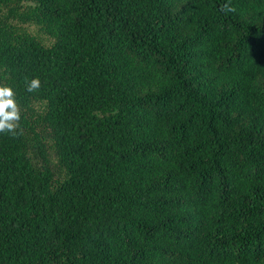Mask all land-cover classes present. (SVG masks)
Segmentation results:
<instances>
[{
  "label": "trees",
  "instance_id": "obj_1",
  "mask_svg": "<svg viewBox=\"0 0 264 264\" xmlns=\"http://www.w3.org/2000/svg\"><path fill=\"white\" fill-rule=\"evenodd\" d=\"M0 84V264H264V0H0Z\"/></svg>",
  "mask_w": 264,
  "mask_h": 264
},
{
  "label": "clouds",
  "instance_id": "obj_2",
  "mask_svg": "<svg viewBox=\"0 0 264 264\" xmlns=\"http://www.w3.org/2000/svg\"><path fill=\"white\" fill-rule=\"evenodd\" d=\"M225 10L233 11L228 5H224ZM39 78L32 79L27 86L29 92L36 91L40 88ZM21 119L20 109L15 99L14 90L0 84V133H11L13 136L18 135L19 121Z\"/></svg>",
  "mask_w": 264,
  "mask_h": 264
}]
</instances>
